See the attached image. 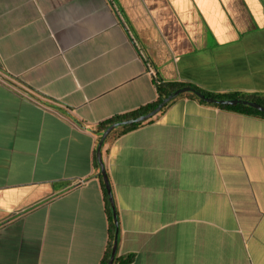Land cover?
Returning <instances> with one entry per match:
<instances>
[{"label": "crops", "instance_id": "1", "mask_svg": "<svg viewBox=\"0 0 264 264\" xmlns=\"http://www.w3.org/2000/svg\"><path fill=\"white\" fill-rule=\"evenodd\" d=\"M159 82L264 95V0H0V264H100L96 128ZM103 158L130 264H264V119L184 97Z\"/></svg>", "mask_w": 264, "mask_h": 264}, {"label": "trees", "instance_id": "2", "mask_svg": "<svg viewBox=\"0 0 264 264\" xmlns=\"http://www.w3.org/2000/svg\"><path fill=\"white\" fill-rule=\"evenodd\" d=\"M185 86L195 87L197 90L201 91L202 93H204L208 97L218 98V99H245V100L254 101V102L259 103L262 106H264V95H261V94L240 93V92L219 93V92H212V91L205 90L203 88H200V87L193 85V84H190V83L159 82V83H157V99L155 101H153L152 103H149V104H147V105H145V106L141 107L140 109L135 110L133 112L126 113L124 115H117V116L111 117V118L99 123V125L96 128V133L98 136L97 141L98 142L100 141L102 133L108 127H110L113 123H116L118 121H124V120L137 118L141 115H144V114H147V113L153 111L154 109H156L159 106V104L163 101V99L166 98L170 93H172L173 91H175L181 87H185ZM184 97H188V98L197 100L202 104L214 106V107L220 108L222 110L230 111V112L245 115V116L264 119V112L254 108L250 105H246V104H236V105L211 104V103H208V102L202 100L193 92H185L183 94H180L178 97H176L171 102L166 104L160 113H164L175 100L180 99V98H184ZM153 119L154 118H151V119L144 121V122H136V123H133L130 125H122V126L116 127L108 135L103 146L105 145V143L113 141L114 139L120 137L121 135L126 134V133H128L134 129H137V128L143 126L145 123L152 122ZM95 165L97 168H99L96 152H95ZM100 179L102 182L103 191L105 193V198L107 201V211H108L109 220H110V236H109L108 247H107L106 253H105L103 259L101 260L100 264H108L110 261V258H111L112 249H113V245H114L116 226L114 223L113 211H112V207L110 205L107 189H106V186L104 184V180H103V177L101 174H100ZM134 260H135L134 254L119 255L117 253L115 260H114V264H130V263L134 262Z\"/></svg>", "mask_w": 264, "mask_h": 264}, {"label": "water", "instance_id": "3", "mask_svg": "<svg viewBox=\"0 0 264 264\" xmlns=\"http://www.w3.org/2000/svg\"><path fill=\"white\" fill-rule=\"evenodd\" d=\"M185 92H193L199 98H201L202 100H204V101H206L208 103H211V104H223V105L246 104V105H250V106H252V107L264 112V106H262L259 103L254 102V101L245 100V99H218V98H212V97L206 96L204 93H202L201 91L197 90L195 87L185 86V87H181V88L173 91L172 93H170L166 98L163 99V101L159 104V106L156 109H154L153 111H151V112H149L147 114L141 115V116H139L137 118L124 120V121H118L116 123H113L110 127H108L102 133L101 139L98 142L97 149H96V156H97L98 164H99V167H100L101 174L103 176L104 184H105L106 189H107L110 205H111L112 211H113L114 223H115V226H116L114 245H113V249H112L111 258H110V261H109L108 264H114V260H115V257L117 255V252H118L119 220H118L117 209H116L115 200H114V196H113L112 185H111L110 178H109V175H108V172H107V169H106V165H105V162H104V158H103V144H104L106 138L108 137V135L116 127H119V126H122V125H130V124H133V123H136V122H144V121H147V120H149L151 118H154L155 116H157V114H159L161 112V110L163 109V107L166 104H168L173 99L178 97L180 94H183Z\"/></svg>", "mask_w": 264, "mask_h": 264}]
</instances>
